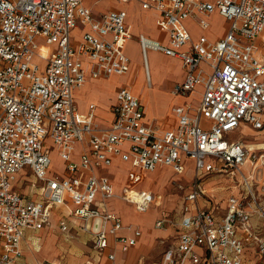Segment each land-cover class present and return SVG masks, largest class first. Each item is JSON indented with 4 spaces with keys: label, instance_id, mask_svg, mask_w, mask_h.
<instances>
[{
    "label": "built area",
    "instance_id": "2783aa9c",
    "mask_svg": "<svg viewBox=\"0 0 264 264\" xmlns=\"http://www.w3.org/2000/svg\"><path fill=\"white\" fill-rule=\"evenodd\" d=\"M143 7L160 11L169 33L168 44L140 34L144 55L155 49L182 60L186 77L173 93L185 96L203 86L199 105L174 107V129L144 122L145 108L128 87L118 91L111 126L95 122L94 105L86 113L77 108L74 90L88 74L109 77L130 69L126 10L97 16L83 0H0V264L21 258L25 231L49 225L53 208L67 198L71 216L80 220L77 232H85L101 251L114 237L108 256L122 264L117 248L127 251L142 230L121 235L122 218L108 207L116 195L114 184L95 168L110 165L113 155L145 170L171 165L178 173L185 171V157L195 161L191 183H177L184 192L177 241L158 264H244L249 247L264 263V142L229 136L242 122L264 127V61L256 43L264 31V0H144ZM213 11L230 22L225 36L192 41L185 20L197 17L206 28ZM80 24L89 28L74 45L72 31ZM191 41L190 50H184ZM48 139L67 163L64 175L49 173ZM79 142L88 148L77 161L73 154ZM25 167L41 182L37 199L13 187ZM211 175L227 176L241 189L229 196L222 214L200 203L206 196L204 180ZM121 196L139 212L154 200L151 191L132 187H124ZM166 220L156 225L163 227ZM60 225L69 232L68 221Z\"/></svg>",
    "mask_w": 264,
    "mask_h": 264
},
{
    "label": "crops",
    "instance_id": "0c3cea01",
    "mask_svg": "<svg viewBox=\"0 0 264 264\" xmlns=\"http://www.w3.org/2000/svg\"><path fill=\"white\" fill-rule=\"evenodd\" d=\"M131 1L132 0L123 2L120 0H115L116 4L111 6V8L105 12H108L113 9H124L127 11V24L131 36L127 39L124 49L125 52L128 54V56L130 57V54L127 49V45L128 42L130 41V38H132L133 36V32H137L140 56L142 59V64L139 66V68L142 71L144 87L152 88L153 89L152 93L148 95L146 94L142 98V93H138L136 90H134L132 86L133 84H131L133 83V80H131L129 84L123 83L119 86L114 84L111 89L112 98H110L108 104H105L106 107L105 112L110 115L109 120L105 122L99 116L100 105L98 101L97 92L95 91L91 92L88 101H86L84 104H82V106H80L76 94V91L79 88H76L74 90V98L77 108L79 112L86 113L94 105L95 122L98 123L100 127L111 126L115 120V115H116L115 106L117 104L118 91L122 87H128L135 95H137L140 98L145 108L144 119H143L144 122L156 123L159 126V128L162 130L174 129L178 125V116L174 111V107H176L177 105H184L187 103H191L195 106L199 105L202 98L201 93L203 90V86L199 85L195 91L185 96L173 93L174 85L178 82L183 81L184 78L186 77V69L183 65L182 60L178 57L168 55L160 50H155V49H149L145 56L139 40L140 34H145L151 38L160 40L164 44L169 43V33L166 29V25L162 13L153 7L144 8L143 7L144 0H139L141 9L147 12L149 11L154 12L155 15L157 16V21H158L155 26L156 28L155 31H151V32H146L143 30L141 31L139 30V26L135 23V21L131 19L129 11L127 9V6ZM83 2L86 6L90 7L85 2V0H83ZM211 15L212 13L207 17L209 20V26L206 28L200 25L197 17H189L185 20V25L189 30V32L191 33L192 41H197L203 35L207 36L212 41H216L221 37L225 36L230 26L229 20L223 15H221L218 11H214V15L223 18L226 21L227 26L225 27L224 31H221L217 34H212ZM194 26H196L198 30H194ZM88 28H89L88 26L80 24L75 29H73L72 41L74 45H77L80 42L84 32ZM77 31H79L80 33L79 35H75ZM192 41L183 47L184 50H190ZM256 43L258 45L257 56L264 61V31L256 38ZM149 52H151L153 57L160 56L164 58H168V57L175 58L176 60H178L179 67L182 68V72L179 74H174L169 66L167 65L161 66L155 59H152L150 63L148 57ZM85 62L86 63L88 62V58L86 57H85ZM132 69H133V65L130 57V69L126 73L112 74L108 78L110 77L128 78L132 72ZM106 78L107 77L104 76L94 78L88 74L87 81L84 84L94 80H105ZM193 98L197 100L196 103L192 102ZM246 128L253 131L254 135H251L250 138L242 137L239 139H232V138L231 139L243 140L247 143L264 142V127L262 129H256L247 122H242L241 125L236 130L232 131L230 134H233L235 132H238ZM47 142L52 147L51 150L52 164L49 168V173L51 175L66 174L67 163L61 158L56 146L52 143V141L48 139ZM128 145L129 144L126 143L124 145V148L125 149L128 148ZM85 148H88L87 142L77 143L76 149L73 154V158L78 161ZM55 151L58 153L61 161L63 162V169L61 171H56L54 168L53 153ZM112 158H113L112 163L110 165H100V166H96L95 168V173L97 175L99 176L108 175L114 184L116 195L108 199V207L112 211L116 212L122 218L124 227L119 231L121 235H133L135 229L137 228H140L142 230V234L138 238L137 243L131 246L127 251H123L122 249H120V247L117 248V260L122 264H145L142 258L138 257L135 259L136 251H134L133 249L139 248L140 244H146L155 240L158 236L168 235L173 228L171 226L168 228H164V227L168 223L173 222V219L176 220V232L174 234V240H173L174 243H176L177 241V235L180 229L179 214L184 202V194H183L184 192L182 194H180L179 192L177 193L178 198L176 199L178 200V202L176 206L173 207L172 203H174L175 201L174 198L167 197L166 196L167 194L163 192V190H159V188L163 187V185H165L168 182L172 183L174 186L177 183H183L184 185H189L195 175V161L192 158L185 157L184 158V163L186 166L185 171L183 173H178L171 165H159L155 170L151 171L133 166L129 161L123 160V158L120 155H113ZM118 162H122L128 165V167L130 168V172H128L125 175L124 181L120 186L116 182V174L113 171L114 167L118 166L117 165ZM164 168H167L171 171L169 173V176L164 182L160 183L156 187H155V182L152 183L151 185L144 184L143 180L146 174L156 173L158 170ZM90 173L91 172L88 171L86 176H88ZM40 184L41 182L36 179L31 168L29 167H25L19 172H17L15 179L13 181L14 189L29 199H37L39 197L38 188ZM124 187L147 189L151 191L154 195V200L150 208L146 212H139L136 209L134 203L125 200L121 196ZM203 188L206 193V196L201 199L200 203L205 207L218 210L219 214L225 212L227 208L229 196L232 194H239L241 190L240 187L227 176H218V175H211L210 177L205 178L203 183ZM118 198H120V200L124 202L126 205L130 206L136 214H146L150 212L152 209H155L156 212L152 215L151 219L147 224L145 225L139 224L138 221L134 222V218L130 217L129 215H126V213H123V211L121 210V206L115 203V201ZM72 206L73 205L71 203V200L67 198L66 203L57 205L53 208L51 215V223L49 225H46L39 230H34L30 228L27 229L25 231L22 240L23 255L21 258H19L17 261H14L12 264H63V263L89 264L90 261H93L94 264H113V261L109 258L108 253L110 252V250H112L115 247L114 237L110 238V246L107 249H105L104 251L96 249L93 245V242L85 232L81 230L77 232L78 228H80L79 226L80 220L73 218L71 216ZM164 216L167 217L164 226L163 227L157 226L156 222L159 219L163 218ZM61 221L69 222V226H70L69 232H65L62 230L60 225ZM83 236H86V239ZM74 237L76 239H81L82 237H83L82 239H85L83 243V245L85 244V247H87L85 252V256H86L85 259H82L80 256H75L79 254L70 255L73 252L72 250L73 248L70 247L69 243H71V241H74L73 239ZM1 251H2V242L0 239V253ZM258 259L261 260L256 249L254 247H249L247 249L244 264H251V262H257ZM160 260L154 261L152 264H158Z\"/></svg>",
    "mask_w": 264,
    "mask_h": 264
},
{
    "label": "rangeland",
    "instance_id": "374dc122",
    "mask_svg": "<svg viewBox=\"0 0 264 264\" xmlns=\"http://www.w3.org/2000/svg\"><path fill=\"white\" fill-rule=\"evenodd\" d=\"M85 2L93 9L96 15L104 13L105 11L110 9L111 6L116 4L115 0H85ZM127 9L129 11L131 19H133L135 23L139 26V30L141 31L143 30L146 32H151V31L156 30L155 26H156V23L158 22L157 16L155 15L154 12H151V11L147 12V11L142 10L139 0H132L128 4ZM211 23H212V27H211L212 34H217L221 31H224L225 27L227 26V23L223 18L217 15H214V11L212 12V15H211ZM194 30H198L196 26H194ZM79 34H80L79 31L75 33V35H79ZM137 35H138L137 32H133V36L132 38H130V41L128 42V45H127V49L130 54L131 62L133 65L132 72L128 78H122V77L108 78L107 77L105 80H94V81H90L84 84L83 86L78 87L79 89H77L76 91L80 106H82V104L88 101L91 92H94V91L97 92L98 101L100 105L99 116L105 122L109 120L110 118V115L105 112L106 110L105 104H108L110 101V98H112L111 89L114 84H116L117 86L123 83L129 84L130 81L133 80V83L131 84H133L132 86L134 90H136L138 93H142V98L144 97V95L151 94L153 91L152 88H145L143 84L142 71L139 68V66L142 64V59L140 56ZM148 57H149L150 63L152 59H155L161 66H165V65L169 66L171 71L174 74H179L182 72V68L179 67L178 60H176L175 58H171V57L164 58L160 56L153 57L151 52H149ZM150 69H151V66H150ZM192 102L196 103L197 100L193 98ZM251 135H254V132L246 128L238 132H235L233 134H230V138L232 139H239L242 137L250 138ZM53 163H54V168L56 171H61L63 169V162L61 161L56 151L53 153ZM117 165L118 166H115L113 171L116 174V182L120 186L124 181L125 175L128 172H130V168L128 167V165L122 162H118ZM245 169L248 170V167H245ZM170 172L171 171L169 169L164 168V169L158 170L156 173L146 174L143 182L146 185H149V184L151 185L152 183L155 182V187H156L167 179ZM159 190H163V192L167 194L166 195L167 197L174 198L175 201L174 203H172L173 207L176 206L178 202V200L176 199L178 198L177 193L178 192L180 194L183 193V191L177 187V184L174 186L170 182L163 185V187H160ZM115 203L121 206V210L123 211V213H126V215H129L130 217L134 218V222L138 221L139 224H142V225L147 224L149 220L151 219L152 215L156 212L155 209H152L150 212L146 214H136L133 211V209L130 206L126 205L124 202H122L120 198H118L115 201ZM170 226L173 229L168 235L158 236L155 240L149 243H146V244H140L139 248L133 249L134 251H136L135 259L140 257L143 259L145 264H152L154 261L160 260L163 256V252L165 251V249L174 243L173 241L174 234L176 232V220L175 219H173V222L165 225L164 228H168ZM83 237H85L86 239V236H83ZM82 238L76 239L74 237L73 238L74 241H71V243H69L70 247L73 248L72 249L73 252L70 255L79 254L75 256H80L82 259H85L86 258L85 252H86L87 247H85V244L83 245L85 239H82ZM251 264H264V263L262 260L258 259L257 262H251Z\"/></svg>",
    "mask_w": 264,
    "mask_h": 264
}]
</instances>
